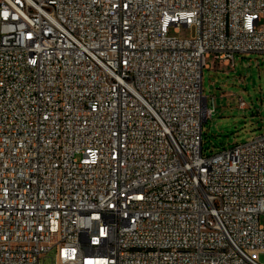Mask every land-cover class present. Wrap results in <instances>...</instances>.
I'll return each instance as SVG.
<instances>
[{"label": "built area", "instance_id": "built-area-1", "mask_svg": "<svg viewBox=\"0 0 264 264\" xmlns=\"http://www.w3.org/2000/svg\"><path fill=\"white\" fill-rule=\"evenodd\" d=\"M245 54L264 0H0V264H264V134L203 150Z\"/></svg>", "mask_w": 264, "mask_h": 264}, {"label": "rangeland", "instance_id": "rangeland-1", "mask_svg": "<svg viewBox=\"0 0 264 264\" xmlns=\"http://www.w3.org/2000/svg\"><path fill=\"white\" fill-rule=\"evenodd\" d=\"M195 30L182 27L170 34L189 39ZM203 74V95L215 99L216 111L203 126V150L213 155L264 134V55H237L235 64L207 61ZM240 100L247 108L239 107ZM45 264H51L47 260Z\"/></svg>", "mask_w": 264, "mask_h": 264}]
</instances>
